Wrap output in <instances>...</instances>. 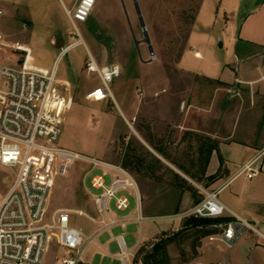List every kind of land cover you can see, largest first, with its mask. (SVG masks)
Wrapping results in <instances>:
<instances>
[{
	"label": "rangeland",
	"instance_id": "374dc122",
	"mask_svg": "<svg viewBox=\"0 0 264 264\" xmlns=\"http://www.w3.org/2000/svg\"><path fill=\"white\" fill-rule=\"evenodd\" d=\"M61 1L68 9L74 2ZM136 3L140 16L133 0H97L88 21L76 24L96 64L99 67L116 65L120 75L109 84L114 100L107 98L95 102L85 96L102 85L95 73L87 72L89 57L85 48L79 45L57 62L56 80L65 85L68 109L56 146L108 163L121 160L125 163L129 156L132 159L141 157L146 165L151 164L155 171L159 170L158 178L174 182V176L159 167L136 137L129 134L126 120L131 122L132 113H135L133 127H143L141 115L145 108H150L153 116L146 128L156 140L164 129L157 115L158 101L170 98L172 103L181 100L182 110L188 105L205 109L206 120L198 118L195 122L200 128L219 133L232 130L236 140L244 135L250 141L256 138L259 120H264L261 117L264 100L257 95L256 85H244L234 80L247 79L249 74L257 79V61L241 59L239 52L244 47L238 40L240 22L257 0H136ZM0 37V65L43 75L53 69L60 48L78 40L59 0H0ZM214 80L232 82L225 88ZM178 139L176 135L173 143L176 144ZM86 170L84 163L77 162L68 174L55 178L48 198L47 218L58 209L82 210L96 217L93 198L101 191L92 189L90 180L102 173L93 170L84 176ZM15 174L16 171L0 167V199L8 191ZM131 175L136 183L138 176L144 177L142 174ZM189 179L191 184L186 182V185L194 192H197L196 185L204 189L216 181L197 183ZM105 182L109 184L108 177ZM199 196L202 200V195ZM129 202V210L119 212L110 201V211L124 219L135 207L131 192ZM69 217L72 227L86 233L96 227L86 217L74 213ZM182 220L181 229L185 222ZM160 221L147 225L150 230L142 227L141 243L145 244L140 249L149 251L154 237L172 227V223ZM125 228L116 227L98 235L95 244L100 250L88 247L82 263L121 264L116 240L109 242L106 238L110 234L114 237L122 234L131 251L138 230L132 225ZM181 229L165 233L173 239L166 248L168 264H221L228 262V258L234 262L236 248L228 252L226 246L215 240L217 235L195 243V236L189 240H185V235L178 236ZM208 230H215L214 226ZM244 236L240 243L245 241ZM193 242L195 247L191 248ZM63 255L64 251L51 243L42 264H58ZM126 264L142 263L130 256Z\"/></svg>",
	"mask_w": 264,
	"mask_h": 264
},
{
	"label": "built area",
	"instance_id": "2783aa9c",
	"mask_svg": "<svg viewBox=\"0 0 264 264\" xmlns=\"http://www.w3.org/2000/svg\"><path fill=\"white\" fill-rule=\"evenodd\" d=\"M59 1L78 40L60 48L50 73L43 75L0 65V167L16 171L14 181L0 199V264H42L51 243L64 251L58 264H82V256L86 248L93 245L98 231L129 222L109 218L110 201L114 202L116 211L125 212L130 206L128 192L137 191L135 181L121 164H110L56 146L68 109L65 85L56 80L57 62L77 46L85 48L89 57L87 72L95 73L102 85L85 96L95 102L112 97L109 84L120 75L116 65L99 67L96 64L76 26L88 21L97 0H74L70 9ZM77 162L87 166L84 176L93 170L102 173L92 176L90 184L92 189L101 191L93 198L96 213L107 216L108 221L91 235L70 225L71 213L95 222L83 211L58 209L49 218L46 215L55 178L68 174L70 167ZM255 162L256 159L251 160L241 169L248 179L261 169L259 166L255 168ZM105 177L109 178L108 185ZM199 191L203 195L200 202L184 213L166 219H217L228 214L234 220L223 225V235L216 241L232 249L246 230L263 239L260 233L219 201L217 191L202 188ZM144 220L139 215L133 222L141 224ZM118 244L120 262L126 264L129 254L122 237L118 238Z\"/></svg>",
	"mask_w": 264,
	"mask_h": 264
},
{
	"label": "crops",
	"instance_id": "0c3cea01",
	"mask_svg": "<svg viewBox=\"0 0 264 264\" xmlns=\"http://www.w3.org/2000/svg\"><path fill=\"white\" fill-rule=\"evenodd\" d=\"M238 40L244 47V50L239 52L240 56H242L241 59L257 61V79L252 78L251 74H249L247 79L236 78L234 81L249 86L256 85L257 95H261L259 98L264 100V0H257L254 8L243 16L239 25ZM214 81L224 85L225 88H227V84L230 85L232 82L230 80ZM158 102L159 108L157 109V115L159 120L162 121L164 129L156 137V140L152 132L146 128V125L150 121V117L153 116L150 108H145L141 115L143 127L140 125L133 127L136 121L135 113H132V121L129 122L126 120V124L129 128V134L131 133L136 137L141 145L152 155L151 158L153 161L157 163L159 167L167 169V171L174 176L175 181L166 182L158 178L157 172H159V170L155 171V167L151 164L146 165L145 160L144 167L141 171L127 170L130 175L133 173L135 176L140 174L144 176L142 178L138 176L139 182H135L137 187L136 193L132 190L128 192L129 196L131 192L135 197L134 210L124 219L117 218L115 213L110 211L109 218L113 220L129 221L124 225H118L116 227H120L123 230L126 229L125 227L127 225H132L133 229L137 227L138 236L134 248L130 251L126 247L122 234H118L115 237L110 234L106 239L109 242L114 239L116 240V245L119 249L117 257L120 258L121 254L118 238L122 237L124 247L129 257L132 256L135 258L138 250L145 244L141 243L142 231H144L143 228L146 230L151 229L150 226L147 225L161 222L160 220H162V222L172 223L170 229L163 230L154 237L155 239L152 244L167 231L173 229L178 231L181 229L182 219L177 217L168 220L166 217L176 216L189 210L200 202L201 199L199 195H202L199 191V188H201L200 186L196 185L195 188L197 192H194L192 188H189L188 184L186 185V182L191 184L189 178L195 180L197 183L208 181L206 178L217 174L221 166L220 161L222 160V169H220L221 172L213 183L214 185L210 184V186L204 189L211 192L217 191L219 201L229 211L238 218L244 220L253 230L263 236V239L257 238L255 232L246 230L245 233H248L243 234V236L245 235L243 238L245 241L240 243V239L235 243L232 249L228 250V252H230L236 248L234 262L232 263L229 258L227 261L229 264H264V120H259L260 127L258 126L257 129V137L252 139V141L246 138L245 135L243 138L241 137L240 140H236L232 130L219 133L213 129L207 130L200 128L195 122L198 118L202 121V119L204 120V118L207 117V111H205V109L188 105L187 109L182 110L181 100H179L178 103H172L170 98H164ZM147 105L149 106V101H147ZM261 117L264 118V115ZM192 118L194 121H192ZM170 123H172V125L168 128ZM187 123H189V125H187ZM194 123L196 125H194ZM176 135L179 136V139L177 143L174 144L173 139ZM160 140H162V142ZM155 141L157 143H155ZM208 142H216L217 152H211L209 160L204 168ZM201 143H204L205 147L201 146ZM254 159H256L255 168L259 166L261 169L248 179L246 174L241 172V169L244 164ZM109 163L122 165V160L119 163ZM155 178L157 179L156 181ZM184 186L188 187L185 188ZM139 215L145 218L141 224L133 222ZM90 217L95 220V222L91 223L96 227L91 232L86 233L83 231L86 235L94 234L100 229L103 223L108 221L107 216L102 217L97 215V213L96 217ZM222 218L234 220V218L228 214H225L220 219ZM174 222H176V225H174ZM223 225L224 224L214 226V229L217 228L219 231L215 239L223 235ZM112 229L98 231L95 239L98 235L110 232ZM95 239L91 246L100 250L95 244ZM151 245L149 246L151 247Z\"/></svg>",
	"mask_w": 264,
	"mask_h": 264
},
{
	"label": "trees",
	"instance_id": "16d2710c",
	"mask_svg": "<svg viewBox=\"0 0 264 264\" xmlns=\"http://www.w3.org/2000/svg\"><path fill=\"white\" fill-rule=\"evenodd\" d=\"M201 146L205 147L204 143H201ZM217 152V144L215 142H208V149L206 151L204 168L206 163L209 160L211 152ZM128 157V160L125 163L122 162V166L124 169L128 171L137 170L141 171L144 167V160L141 157ZM222 160L220 161V168L219 171L215 176H211L206 178L208 182L216 180L218 178L219 173L222 169ZM184 224L182 229L177 233L178 236L185 235V240H189L192 236H195V243L199 242L201 239L205 237H210L212 235H218L219 231L217 228L215 230H208L210 226H217L226 224L232 219L227 218H217V219H195V218H188L184 220ZM165 237V238H163ZM162 238V239H161ZM173 239L171 237H167L166 234H163L162 237L158 238L150 247V250L146 249H139L136 253L135 258L140 260L142 264H168V256L166 252L167 246L172 243ZM195 247L194 242L191 244V248Z\"/></svg>",
	"mask_w": 264,
	"mask_h": 264
},
{
	"label": "water",
	"instance_id": "95a60500",
	"mask_svg": "<svg viewBox=\"0 0 264 264\" xmlns=\"http://www.w3.org/2000/svg\"><path fill=\"white\" fill-rule=\"evenodd\" d=\"M133 2L135 4L136 10H137V14L140 16V13H139V10H138V6H137V3H136V0H133ZM140 21H141V19H140ZM141 26H142V29H143L144 34H146L145 25L142 23V21H141ZM146 40H147V37H146ZM150 52H152V50H150Z\"/></svg>",
	"mask_w": 264,
	"mask_h": 264
}]
</instances>
